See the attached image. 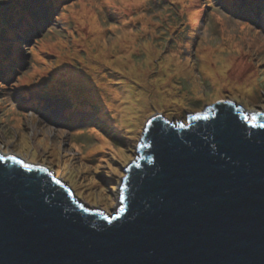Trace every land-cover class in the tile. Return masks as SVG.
I'll return each mask as SVG.
<instances>
[{
  "label": "water",
  "instance_id": "obj_1",
  "mask_svg": "<svg viewBox=\"0 0 264 264\" xmlns=\"http://www.w3.org/2000/svg\"><path fill=\"white\" fill-rule=\"evenodd\" d=\"M262 126L231 101L153 114L111 214L0 153V264H264Z\"/></svg>",
  "mask_w": 264,
  "mask_h": 264
},
{
  "label": "rangeland",
  "instance_id": "obj_2",
  "mask_svg": "<svg viewBox=\"0 0 264 264\" xmlns=\"http://www.w3.org/2000/svg\"><path fill=\"white\" fill-rule=\"evenodd\" d=\"M17 2L0 0V13L6 7L21 11ZM209 3L212 2L179 0L173 3L172 0H155L150 7H134L132 14L127 17L129 23L113 31L108 28V24L116 22L112 15L122 19L120 12L124 9L118 2L109 8L102 0H77L73 9L58 20L49 17L47 11L38 12L28 0L25 5L31 9V15L38 13L37 23L40 19L50 23L49 19H52L53 29L45 24L47 28L43 31L42 24H39L41 33L31 39V45L25 47L29 49L35 46L36 51L25 54L27 59L17 74L34 73L30 77L33 82L23 85L22 89L9 87L4 95H0V153L4 156L15 155L24 162L46 167L82 203L111 214L119 206L123 171L137 156L135 148L150 116L163 113L166 118L185 123L189 113H204L216 100L236 102L248 111L263 112L264 35L246 26L250 19L240 20L222 12L224 8L216 11L219 5L213 4L208 15L203 17ZM90 12L96 14L101 25V37L92 33L88 20L80 19V16H87ZM190 13H197L199 19L191 21ZM133 16L140 18L133 20ZM257 20L264 24L263 19ZM193 23L198 24V27L193 28ZM129 33L136 38L130 53L132 67L139 74L147 73L146 80L136 81L134 76L127 73L128 66L122 71L117 70L116 62L112 63L122 54L119 53L120 40ZM191 33L194 37H191ZM44 36L48 39H44ZM37 40H43V43L36 44ZM115 40L117 42L114 43ZM99 52L107 53V62L97 59ZM169 56L185 64L179 72L171 66L172 79L166 84L173 83L171 89L163 88V82L158 78V75L163 74V60ZM173 60L172 65L175 63ZM101 65L106 67L103 69ZM209 65L210 68L214 65L226 66V75L222 76L220 82H215L208 75ZM83 66L100 68L102 76L114 70L113 79L104 77L103 80L107 84L105 86L111 85L112 89L128 84L134 85L136 90L149 89L148 96H145L146 111L134 110L133 117L140 120L139 124L133 126L127 121L121 124L120 116L110 113L115 108L111 106L105 110L108 120L101 121L98 117L101 113L99 102L90 103L92 108L78 115L80 122L74 127L61 124L58 118L62 110L68 107H64L63 103H55L52 94L66 85L67 79L78 84L80 78L71 72ZM42 79L47 87L44 97L38 94L43 90ZM226 81L227 86L221 88ZM244 81L247 85L241 86ZM11 83L15 85L17 80L13 79ZM77 87L81 91L82 87ZM22 90L42 100V108L17 110L19 104L31 98L25 97ZM163 92L167 93L164 95L166 98H172L174 93L176 96L170 103H163ZM103 93L105 103L111 104L107 100V93ZM115 101L124 103L125 100L113 99ZM85 102L88 101L84 98L82 103ZM101 138L108 146L98 153L95 150L89 153L92 149L100 150Z\"/></svg>",
  "mask_w": 264,
  "mask_h": 264
},
{
  "label": "bare ground",
  "instance_id": "obj_3",
  "mask_svg": "<svg viewBox=\"0 0 264 264\" xmlns=\"http://www.w3.org/2000/svg\"><path fill=\"white\" fill-rule=\"evenodd\" d=\"M223 6H224V8L225 7L228 8L227 4H224ZM127 13L128 12H125V14H127ZM189 16L191 17V21H194V22L199 19L197 13H195V14L190 13ZM80 19L88 20L92 33L98 35L99 37L102 36V33L99 30V29H101V25H100L95 13H93L91 16H80ZM192 27L197 28L198 24L193 23ZM80 31H83V30H80ZM89 35H91V34H89ZM191 37H194V35H192V33H191ZM135 40H136L135 35L131 34V33H129L127 35V37H125L124 39H121L119 42V46L121 47V51L119 53H122V54L118 55L117 59L115 61H113L112 63L116 62L117 70H119V69L122 70V68H124L125 66H128L129 71H127V73L134 76L133 77L134 80L142 81V80H146L148 78L147 73L139 74V72L134 71V69L132 67L133 62L130 60V56H131L130 53L132 52V48L134 47ZM115 42H117V41L115 40L114 43ZM146 46L148 47V45H146ZM106 54L107 53L99 52V54L96 57H97V59L99 58V61H101V62H107L108 57L106 56ZM148 58H150V55L148 56ZM173 59H174V57L169 56L163 60V64H164L163 74L158 75L159 80L161 82H163V88L168 87L171 89V86L173 85V83H171V85L170 84L166 85L168 83V81L170 82L172 79L170 77L171 66L174 69H176L178 72L181 70V68H184V66H185V64L179 63V60H173ZM172 60L175 62L173 65L171 64ZM105 67H104V65H101V68L104 69ZM209 68H210V65L208 66V69ZM225 68H226V66L216 67L214 65L213 67H211L209 69L208 75H210V78L212 80H214L215 82L218 83V82H220V79L222 78V76L226 75ZM108 70H109V68H108ZM112 71H114V70H112ZM112 71L106 72L104 74L105 76H102L101 75L102 70L100 68L83 66L80 71L72 70V73L74 74V76L80 78L78 81V84L83 87L81 89V91L83 93L82 95L89 102V104H88V102H85L83 104V106L81 103H74L73 102L66 109L65 117L69 118V120L73 124L80 122V118L78 117V115H81L83 110H90V107H91L90 103H92V102H99V106H100L99 109H100L101 113L98 115V117L100 118L101 121L102 120H108V117L105 115V113H106L105 110L111 106V107H115V108L111 109L110 113L113 112L115 116H120L121 124H123L124 121L129 122L133 126H135L136 124H139L140 120L136 116L133 117L134 110L135 109L140 110V111H143V113L146 111V110L144 111V108L147 106V102H146L147 97H145V96H148L149 89L147 90V88H144V89L141 88L140 90H136L134 85H129V84L125 85V86H121V88L118 87V88H114V89H112L111 85L105 86L107 84L103 83V80H105L104 77L113 79L112 74L114 72L112 73ZM227 83L228 82L226 81L224 83V85L220 86V84H219L218 86H220L221 88H224L223 86H227ZM244 85H247L246 81L241 83V86H244ZM196 87H197V85L195 86V88ZM103 92L107 93V95H106L108 97L107 100L111 101V104L105 103V98L103 97L105 95ZM164 95H167V93L163 92V103H170L171 99H173L176 96V93H174L172 95V98H166ZM168 96H170V95L168 94ZM113 99H116V100L124 99L125 101H124V103L117 102V101L113 102ZM136 99H138V100H136ZM133 102H136V104H134ZM63 104L65 106V103H63ZM36 108L38 110H40L42 107H36ZM66 123L69 124V121ZM123 128L125 130H127V127H125V125L123 126ZM99 142H100V147H99L100 150H98V148L92 149L89 151V153H92V151H94V150L98 153L101 151L102 148L104 149V147L108 146L107 142L103 141L102 138L99 139ZM26 162L29 163V161H26Z\"/></svg>",
  "mask_w": 264,
  "mask_h": 264
},
{
  "label": "snow or ice",
  "instance_id": "obj_4",
  "mask_svg": "<svg viewBox=\"0 0 264 264\" xmlns=\"http://www.w3.org/2000/svg\"><path fill=\"white\" fill-rule=\"evenodd\" d=\"M105 5H108L109 8L113 7L115 3H119L120 5L124 6L125 8L130 7H150L152 4L155 3V0H102ZM173 3L179 2V0H172ZM217 0H213V3H216ZM29 3L37 10L38 12L46 11L48 7H50V0H29ZM213 3H209L207 5L208 9L211 10L213 7ZM233 7L239 9L241 12L249 11L252 8L259 6L261 11H264V0H232ZM159 6V5H157ZM220 7H224L221 5ZM220 7H217L215 10L220 11ZM226 13L231 15V10L228 8H224ZM67 11H71V6L67 4L65 0V11L58 15L57 19H63V16L66 14ZM159 15V13H157ZM207 16V13H205ZM138 16H133L132 19L136 20L139 19ZM245 18V17H241ZM112 19L115 20V23L108 24V28L112 29L113 31L117 30L118 28L122 27L123 24H128L129 21L124 19L121 21L118 15L113 14ZM38 22V17L34 15H23L14 20L5 21L2 17H0V69H2L5 62H10L13 55L15 48L21 42L27 43L31 45V39L22 40V38L32 30L34 25ZM248 27L253 28L256 32L261 35H264V24L251 22L246 25ZM39 34V33H37ZM44 39H48L47 36H44ZM36 44L43 43V40H37ZM28 51L35 53V47H29ZM53 67H57V65H53ZM34 75V73H25L24 75L16 74L13 76V79L17 80L15 85H12L11 81L5 79L2 75H0V95H4V92L9 88L15 89H22L23 85L31 84L33 81L30 77ZM53 101L55 103H64L65 101L71 100L74 103H82L81 93L78 87L69 82L66 85H62L58 90L54 91L53 94ZM7 99V97H5ZM215 104H224L230 103V101H221L216 100ZM264 127V126H262ZM93 131H96L93 129ZM100 135L99 132L96 133ZM116 171V169H113Z\"/></svg>",
  "mask_w": 264,
  "mask_h": 264
},
{
  "label": "trees",
  "instance_id": "obj_5",
  "mask_svg": "<svg viewBox=\"0 0 264 264\" xmlns=\"http://www.w3.org/2000/svg\"><path fill=\"white\" fill-rule=\"evenodd\" d=\"M12 1V3L13 2H15V0H10V2ZM22 1H23V3L24 2H26L27 0H18V2H17V7H20V10H21V13H20V15L19 16H21V15H29V12H28V8L24 5V4H22ZM223 3H222V5H224V4H227V6L228 7H232V5L233 4H231V2L230 1H228V0H221ZM66 2H67V4L68 5H70L71 6V9H73L72 8V6H74L75 4H76V2H77V0H66ZM50 3H53V6L54 7H56V9L58 10V13H59V15L62 13V12H64V9H65V0H50ZM119 6H121L120 4H119ZM63 9V10H62ZM257 10H260V8H259V6L257 5L256 7H254V8H252L251 10H249V11H245V12H243V14H245L246 16L247 15H252V16H254L255 15V12L257 11ZM18 11V10H17ZM17 11H14L13 12V9L12 8H7L6 7V9H4L1 13H0V17H2L5 21H8V20H14V19H16L15 17H17L16 16V14H17ZM73 14H75V13H73ZM193 14H195V13H193ZM262 17H263V19H264V11H263V14H262ZM57 19V18H56ZM35 32V30L33 29V31L31 30L30 32H28L27 34H29L28 36H27V38H29V37H31V35H33V36H35L36 34L34 33ZM23 45V43L21 42L20 44H19V46L21 47ZM19 47V50L15 53V55H13V57H12V59H11V61L10 62H5V64L3 65V67H2V69H0V75H2L5 79H8V80H10L11 81V79L13 78V75L16 73V69L17 68H19V64H21V63H25V59H27L26 57H25V53H24V51H22V49ZM35 47V46H34ZM32 54H33V52H31ZM81 69H79L78 71H80ZM74 71H76V70H74ZM72 73V72H71ZM69 82H71V83H73V80H65V83L66 84H68ZM78 83V82H77ZM76 86H80L79 84H75ZM80 87H82V86H80ZM83 88V87H82ZM43 90H42V94L43 95H45L46 93H47V87H44V88H42ZM50 92H52V91H50ZM80 92H82V91H80ZM89 92V91H88ZM81 98H82V100H84V96L83 95H81ZM37 103H38V101L36 100V99H31V100H29L27 103H24V104H20L19 106H18V108L19 109H33L34 107H36L37 106ZM71 103H73L71 100H69V101H65V106L64 107H69L70 106V104ZM82 104V106H83V104L84 103H81ZM39 105H41V103L39 104ZM38 107H40V106H38ZM65 111H66V109H64V116H65ZM83 112H89V110H83ZM93 116H91V118H92ZM95 118V117H94ZM69 121V124L70 123H72L70 120H69V118H67L66 117V119L65 120H63V121H61V124L63 125V126H69V124H67L66 122H68Z\"/></svg>",
  "mask_w": 264,
  "mask_h": 264
}]
</instances>
